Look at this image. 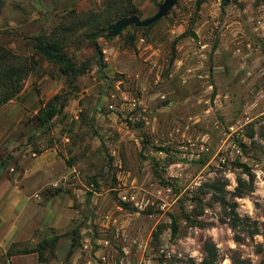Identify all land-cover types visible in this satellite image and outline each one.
<instances>
[{
	"label": "rangeland",
	"instance_id": "obj_1",
	"mask_svg": "<svg viewBox=\"0 0 264 264\" xmlns=\"http://www.w3.org/2000/svg\"><path fill=\"white\" fill-rule=\"evenodd\" d=\"M164 1L134 5L146 20ZM117 4L8 0L0 14L6 47L37 62L22 93L0 106V155L55 148L76 168L70 188L42 194V204L65 189L74 200L70 242L55 260L202 264L211 251L215 264H262L264 0H180L153 27L100 38L102 68L85 35L113 22ZM74 17L68 53L85 73L71 81L32 45ZM56 97L60 114L41 126Z\"/></svg>",
	"mask_w": 264,
	"mask_h": 264
},
{
	"label": "crops",
	"instance_id": "obj_2",
	"mask_svg": "<svg viewBox=\"0 0 264 264\" xmlns=\"http://www.w3.org/2000/svg\"><path fill=\"white\" fill-rule=\"evenodd\" d=\"M5 124L0 120V129ZM68 161L55 148L42 155H0V262L14 245L34 247L56 236L61 237L57 257H64L65 252L60 250L70 242L75 220L74 200L65 188V193L46 204H42V194L60 185L70 188L68 181L76 168ZM11 264L43 263L38 254H29L13 257ZM50 264L59 263L55 260Z\"/></svg>",
	"mask_w": 264,
	"mask_h": 264
},
{
	"label": "trees",
	"instance_id": "obj_3",
	"mask_svg": "<svg viewBox=\"0 0 264 264\" xmlns=\"http://www.w3.org/2000/svg\"><path fill=\"white\" fill-rule=\"evenodd\" d=\"M7 1L8 0H0V14L6 8ZM117 1L119 5H115L116 9L115 11H112L116 12L115 20L113 22L108 20L102 22L101 25L93 26L91 32L85 35L89 43L94 47L97 54L100 56L99 64L102 68V53L100 51L98 40L100 38H110L108 36V33L110 31L109 28L112 27L116 21H118V18L120 16H123L122 18H126L129 16L141 15V12L134 5L135 0ZM99 18V16H96L93 18V21L98 20L99 22ZM77 19V17H74V22L70 23V25H65L64 27H62L60 29L61 32H58L56 30L50 36H44L35 39L32 45V50L35 56H38L43 61L58 66L62 75L66 76L71 81L85 73V68H80L68 53L69 47L67 46L68 39L66 35L68 36V34H71V36H75L78 28L80 27V20L77 21ZM4 33L5 31L0 28V106L12 102L22 93L24 88V82L30 75L35 72L37 66V62L34 63V57L31 60L33 62L32 65L30 64L29 59L19 57L15 55L12 51H10L6 47V44L3 43ZM60 38H62V40H60ZM57 100H59L57 97L54 98L52 101H50L46 109L44 111H41L42 117L39 118V123L41 126L48 125L60 114L61 111L58 106H61L62 103L60 102L55 104V101ZM241 168L245 172L249 171V167L246 165H241ZM242 184L243 181H241L240 185L244 186ZM217 190L223 191L222 188H217ZM239 190L241 191V187ZM252 190L253 187L250 186V191ZM58 192L59 191H56V193ZM172 227L174 230V234L176 235L178 229L176 226V221L174 219L172 222ZM60 238L61 237L56 236L50 239H44L34 247H18L14 245L5 256L3 264H11V260L15 256L29 254H38L41 263L49 264L57 258L56 250ZM215 262V256L211 255L210 251L208 252V258L205 259L202 264H215ZM262 264H264V260Z\"/></svg>",
	"mask_w": 264,
	"mask_h": 264
},
{
	"label": "water",
	"instance_id": "obj_4",
	"mask_svg": "<svg viewBox=\"0 0 264 264\" xmlns=\"http://www.w3.org/2000/svg\"><path fill=\"white\" fill-rule=\"evenodd\" d=\"M179 2L180 0H165L164 3L159 6L158 13L146 20H143L140 16L126 17L110 29L108 36L111 38L118 37L123 31L130 27L150 28L166 18Z\"/></svg>",
	"mask_w": 264,
	"mask_h": 264
}]
</instances>
